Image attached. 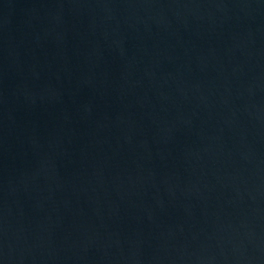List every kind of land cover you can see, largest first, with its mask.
Masks as SVG:
<instances>
[{
    "label": "water",
    "instance_id": "95a60500",
    "mask_svg": "<svg viewBox=\"0 0 264 264\" xmlns=\"http://www.w3.org/2000/svg\"><path fill=\"white\" fill-rule=\"evenodd\" d=\"M0 264H264V0H0Z\"/></svg>",
    "mask_w": 264,
    "mask_h": 264
}]
</instances>
